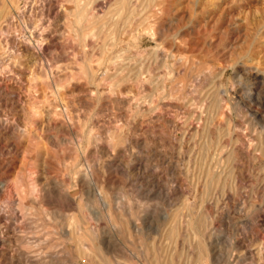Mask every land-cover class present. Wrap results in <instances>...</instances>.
I'll use <instances>...</instances> for the list:
<instances>
[{"label": "rangeland", "instance_id": "obj_1", "mask_svg": "<svg viewBox=\"0 0 264 264\" xmlns=\"http://www.w3.org/2000/svg\"><path fill=\"white\" fill-rule=\"evenodd\" d=\"M59 1L58 44L22 68L31 89L0 91V187L33 177L72 199L55 224L39 206L12 224L10 249L24 235L63 253L49 264H264V0H78L81 20ZM71 219L83 230L65 237Z\"/></svg>", "mask_w": 264, "mask_h": 264}, {"label": "bare ground", "instance_id": "obj_2", "mask_svg": "<svg viewBox=\"0 0 264 264\" xmlns=\"http://www.w3.org/2000/svg\"><path fill=\"white\" fill-rule=\"evenodd\" d=\"M19 1L20 0H0V91H4V93H10L12 96L17 97L18 100H20L21 102L22 91L24 89L23 87L25 85H28L26 87L28 89L29 88L31 89L30 87L31 84L28 83V80L26 78L24 79L21 76V74H23L22 68L23 66H26L25 64L28 62H31L32 65H35L37 61H39V59L42 57L43 55L42 52H44L43 50L45 48L48 49L50 47H54V48L56 47V45L58 44L57 43L58 34H57V31L52 27L53 22L50 20L51 18L50 15L53 14L52 18H57L62 15L65 16L66 9L63 7L62 4H60L59 0H43V1L42 0H26L23 2L24 4L22 6L18 4ZM130 2L131 0H122L123 8L125 6L129 7ZM74 3H75V7L72 10V13L74 17L76 18V20H81L87 17L88 15L87 6L86 7L83 6L82 3H79L78 0H75ZM13 12H15V14H13ZM64 16H62V18ZM25 61L27 62L24 63ZM9 95L7 97H9ZM18 100H16V102H18ZM31 100H33L32 102H34L33 96H31ZM33 105L34 104H32V107H34ZM10 122L13 123V121H10ZM13 125L14 124H12V126ZM16 125L18 126L17 123ZM18 127L20 128V126ZM1 128L2 130H0L1 131L0 133L5 132L7 135L8 134L7 132L10 130L11 126L10 124L8 125L6 123ZM5 169H6V172L11 171L10 170L11 167L9 165H6ZM0 190L3 191V196H2L3 198H9L8 205L5 206L3 209H0V214L3 215V216L0 215V259L7 261L9 259L11 260L13 258H16L15 260L18 259L21 264H49L55 261L56 259H58L59 257L63 256V253H61L59 249H56V245L53 242L51 241L47 242V239L43 240V238L41 239V237L39 238L38 236L34 238V237H26L24 235H21L20 236L22 237L21 242L25 244L23 245L24 249L15 250L16 249L15 248L11 250L10 243H11L12 237H11V234L9 233V228L12 224H14V227H15L13 228V230L14 229L19 230L27 226V224H29V219H31V217L29 216V213H31L30 210L36 206L42 207L43 210L45 211L44 216L47 219V221L49 220L50 223L55 224L57 222L56 221V214H57L56 209L58 208L56 197H58L57 195L61 196L62 194H65L70 199H72L69 192L65 188L58 187L57 184L54 185V187H50L48 186V184H45L44 182L40 183L38 182V179H34L33 177L23 182L21 181V182L8 183L7 187L5 188L0 187ZM177 220L179 221L178 223H180L181 225V223H183L184 221V218L181 217ZM129 223L131 224V226L133 225L134 230L136 231H139L140 229H142L141 227L136 225V222L132 218H130ZM143 223L148 228L150 227L152 228L154 226L151 220H145ZM70 226L72 227L65 228L63 230V234L65 237H72L73 234L79 233L82 229V226L77 220L76 221L72 220ZM96 229H97V232L95 233V236L92 238V240L98 249L100 248L108 249L110 244L115 245L116 241L114 240L113 236H111V234H109L110 236H106L103 234L105 233L104 230H100L98 228ZM180 229L181 228L179 227L177 228L176 231L175 229L174 231L171 230L172 233L173 232L176 233V237L174 235L175 247H178L180 244L184 245V242L181 239L182 232ZM50 232H53V230ZM158 238H159V235H158ZM83 240L84 239L78 240V245L80 248L79 250L81 253L83 252L85 256L88 255V257H90V253L88 252L87 246L85 245V242ZM34 242H37V245L42 243V247L43 245L46 244L47 246L46 250L42 248V255L38 253L35 254L28 250V245H31ZM126 244H125V247L130 252V254L137 255L135 253V250ZM260 249L262 252L263 248H260ZM210 251L212 253L215 252L213 248L212 249L210 248ZM65 257L70 258L69 255H66Z\"/></svg>", "mask_w": 264, "mask_h": 264}]
</instances>
